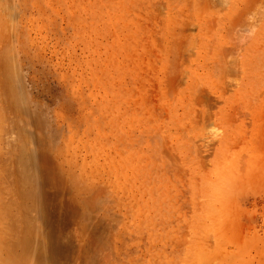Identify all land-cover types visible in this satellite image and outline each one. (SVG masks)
<instances>
[{
	"label": "rangeland",
	"instance_id": "1",
	"mask_svg": "<svg viewBox=\"0 0 264 264\" xmlns=\"http://www.w3.org/2000/svg\"><path fill=\"white\" fill-rule=\"evenodd\" d=\"M0 240L264 264V0H0Z\"/></svg>",
	"mask_w": 264,
	"mask_h": 264
},
{
	"label": "bare ground",
	"instance_id": "2",
	"mask_svg": "<svg viewBox=\"0 0 264 264\" xmlns=\"http://www.w3.org/2000/svg\"><path fill=\"white\" fill-rule=\"evenodd\" d=\"M11 170V169H10ZM3 174V173H2ZM7 182V181H6ZM6 192V191H5ZM12 192V191H11ZM16 196V195H15ZM18 197V196H17ZM20 199V198H19ZM19 205V204H18ZM17 207V206H16ZM19 207H20V205H19ZM22 208V207H21ZM22 212V211H21ZM4 215V214H3ZM13 218V217H12ZM23 218V217H22ZM25 224V223H24ZM27 224V223H26ZM12 230V229H11ZM10 230V231H11ZM35 233V232H34ZM18 234H16L15 236H17ZM2 237V236H1ZM2 238H4V237H2ZM5 240V239H4ZM21 240V239H20ZM0 241H2V240H0ZM6 241V240H5ZM8 241V240H7ZM13 244V243H12ZM3 246V245H2ZM13 246V245H12ZM15 246V245H14ZM13 246V247H14ZM11 247V246H10ZM8 249V248H7ZM10 249V248H9ZM18 251V250H17ZM8 254V253H7ZM9 255V254H8ZM11 255V254H10ZM15 257V256H14ZM11 258V257H10ZM20 259V258H19ZM31 259H32V257H31ZM13 261V260H12ZM11 261V262H12ZM4 262V261H3ZM9 262V261H8ZM31 262V261H30ZM33 262V261H32ZM20 263H21V261H20ZM40 263V262H39ZM5 264V263H4ZM17 264V263H16ZM18 264H19V262H18ZM23 264V263H22Z\"/></svg>",
	"mask_w": 264,
	"mask_h": 264
}]
</instances>
